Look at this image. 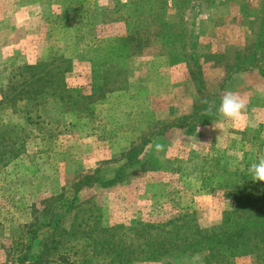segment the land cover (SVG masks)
Wrapping results in <instances>:
<instances>
[{"label": "rangeland", "instance_id": "374dc122", "mask_svg": "<svg viewBox=\"0 0 264 264\" xmlns=\"http://www.w3.org/2000/svg\"><path fill=\"white\" fill-rule=\"evenodd\" d=\"M70 1L0 0V103L4 94L10 97L0 104V264L13 263L19 237L44 222L55 202L74 196L88 203L86 212L100 210L107 227L160 224L193 213L201 229L212 228L227 206L220 200L222 191L203 189L202 182L210 186L212 176L231 179L248 161L264 158V25L254 20L261 10L258 0L214 4L194 26L184 18L183 41L145 45L123 71L97 82L87 62L95 57L93 48L115 44L138 26L126 21L132 17L126 8L109 14L114 23L105 18L83 26L85 12ZM148 1L155 7L161 0L138 1L144 14ZM97 2L119 9L134 1ZM167 6L165 20L181 22L170 0ZM188 55L197 65L189 63ZM249 57L251 63L241 62ZM60 58L70 60L61 69L71 103L50 101L32 111L13 99L19 95L17 67ZM228 91L248 101L242 121H227L214 108L217 118L205 125L173 127L192 114L203 93L215 96L218 108ZM77 95L84 100L74 103ZM156 143L165 150L157 152ZM131 152L145 164L126 168L125 180L104 188L80 187L86 176L111 178ZM202 259L197 253L139 264H203ZM232 264L256 260L234 257Z\"/></svg>", "mask_w": 264, "mask_h": 264}, {"label": "trees", "instance_id": "16d2710c", "mask_svg": "<svg viewBox=\"0 0 264 264\" xmlns=\"http://www.w3.org/2000/svg\"><path fill=\"white\" fill-rule=\"evenodd\" d=\"M132 1L134 2L128 6L122 5L119 9L100 6L97 0L70 1L85 12V19L79 22L83 26L86 21L93 23L97 19L100 21L105 18L114 23L116 18H109V14L124 8L132 15L127 17L126 21L129 23L132 20L138 26L136 31L128 29L126 37L115 44L93 48L95 57L87 62L96 82L123 71L132 54L145 45L149 47L158 42L170 44L176 39L180 42L184 39L181 34L185 30L180 28L184 18L190 19L189 23L193 25L196 20H201L200 16L204 15L205 11L216 4L215 0H170L172 7L180 12L181 22L168 23L162 12L168 10L169 0H161L155 7L148 1V14L142 12V6L137 3L140 0ZM260 1L261 10L254 20L257 18L260 25H264V0ZM254 20V23L257 22ZM188 34L187 30L185 37ZM187 59L190 64L197 65L193 56L188 55ZM252 60L253 57H249L247 62H241L249 64ZM63 63L70 64V60L60 58L41 65L17 67L19 89L15 91H18L19 95L16 94L13 99L26 106L31 105L32 111L43 109L50 101L71 103L74 98L64 84V70L61 69ZM190 75L196 80L197 91L202 95L203 88L193 70H190ZM262 75L264 76V73ZM99 86L100 84H96L97 89ZM13 91L11 90L12 93ZM203 94L195 102L192 114L180 118L177 124L173 125L174 128L192 126L191 130H194L197 125H205L217 118L213 109L210 114H206L208 105L200 103L204 98L213 101L216 97ZM9 99L10 97L4 94V101L0 104L7 103ZM81 99L84 100V97L79 98L77 95L74 103ZM242 134L246 135L243 132ZM142 162L138 153L131 152L127 162L115 170L111 178L86 176L85 183L80 187L104 188L122 182L128 176L125 174L126 168L140 165ZM144 164L145 161L142 165ZM250 165L248 161L244 170L231 174V179L212 176L210 186L202 182L203 189L210 187V192L213 193L222 191L220 200L227 206L221 214L219 224L212 228L201 229L196 224L193 213L177 214L160 224L139 222L134 226L120 224L107 227L102 224L103 215L100 210L95 214L86 212L84 206L88 203L74 196L69 201L55 202V207L49 208L50 212L46 214L44 222L28 227L15 243L12 264H91L96 260L107 262L106 264H139L197 253H202L203 264H232L234 257L244 256H253L256 264H264V182L252 180L248 172ZM78 192L77 189L74 194ZM74 257L76 259H73Z\"/></svg>", "mask_w": 264, "mask_h": 264}, {"label": "clouds", "instance_id": "9594fccd", "mask_svg": "<svg viewBox=\"0 0 264 264\" xmlns=\"http://www.w3.org/2000/svg\"><path fill=\"white\" fill-rule=\"evenodd\" d=\"M200 103L208 105L205 109L206 114H210L212 109L215 108L216 113L223 119L240 122L245 117L248 101L239 94L228 91L221 98L218 108L214 101H209L207 98L202 99ZM154 148L157 152H163L165 150V146L161 143H156ZM248 172L253 181L264 182V158H260L258 162H253L249 166Z\"/></svg>", "mask_w": 264, "mask_h": 264}, {"label": "crops", "instance_id": "0c3cea01", "mask_svg": "<svg viewBox=\"0 0 264 264\" xmlns=\"http://www.w3.org/2000/svg\"><path fill=\"white\" fill-rule=\"evenodd\" d=\"M223 2H219L218 0H217V2H216V4L218 5V4H220L221 6H225V4H227V3H225L227 0H222ZM259 1V4H261V1L260 0H258Z\"/></svg>", "mask_w": 264, "mask_h": 264}]
</instances>
